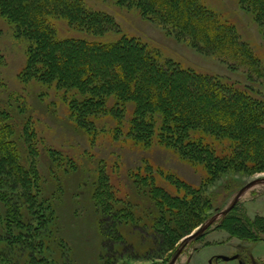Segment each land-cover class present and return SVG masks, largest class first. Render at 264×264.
<instances>
[{
  "label": "rangeland",
  "instance_id": "obj_1",
  "mask_svg": "<svg viewBox=\"0 0 264 264\" xmlns=\"http://www.w3.org/2000/svg\"><path fill=\"white\" fill-rule=\"evenodd\" d=\"M85 1L95 9L110 13L123 31L158 46L184 67L229 79L240 84L239 86L251 85L253 91L259 92L264 106L263 71L259 74L256 72L259 69H252L237 61L223 60L211 50L198 47L187 34H177L169 30L164 23L143 15L138 4L131 0ZM204 1L208 7L233 21L241 38L250 44L256 54L261 55V60H264V25L261 26L254 19L249 9H242L239 0ZM26 24L28 26L29 20ZM59 25L62 27L63 23ZM104 29L106 35L115 31L107 27ZM105 31H89L81 27L80 33L81 37L97 40ZM31 36L22 30L18 34L11 32L0 17V109L3 106L19 128L26 129L24 122L27 121L35 123L38 133L36 142H39L40 137L44 138L41 146L40 142L37 143L39 148L32 147L31 136L28 130L24 129L26 134L17 139V147L21 154L25 152L24 154L28 155L27 158L22 155L21 160L25 164L29 157L36 162L42 187L40 196L50 203L53 221L51 227L46 223V228L41 227L39 223H33V226L23 230L24 233L20 236L22 239L18 241L16 238L3 236L5 233L0 229V241H8L14 244L13 247L18 243L22 254L32 257L30 264H170L174 259L171 264H264V236H260L258 241H245L238 236L230 237L227 231L219 228L229 214L237 218L227 220V229L233 227L237 231L249 232L243 222L245 217L253 219L255 216H264V181L261 180L264 178V170L251 175H248L247 171L253 169L248 170L242 166L225 171V167L230 163L227 158L213 157L207 147L194 150L190 145L191 151L186 150L185 156L201 165L208 162L211 167V174L206 179V172L200 164H192L188 159L181 157L173 143L175 140L170 142L172 137L165 141L157 139L156 126L145 124L146 130L138 129L143 133L147 132V140L141 137L140 140L131 138V141H128L130 137L126 134L125 125L114 138L107 131V127L113 125V112L103 109L100 113L91 102L75 103L82 116L74 121L68 109L69 92L66 93L62 87L73 89L76 84L70 80L61 83V76L58 74H61L62 68L58 67L54 60H41L44 54L35 58L38 64L43 63L48 67L47 78L50 84L45 83L42 72L35 69L23 78L22 83L20 74L26 65V40ZM74 45V49L85 57L83 45L80 42ZM48 50L49 47L44 46V52L47 53ZM121 52L122 56L127 57V69L136 70L143 65L140 60L142 57H137L139 54L143 55V49L137 43L124 42ZM115 59L116 49H111L100 53L94 61L100 66L112 63ZM261 60L260 63H263ZM161 80L164 83L168 81L163 71ZM111 92H107L110 97ZM135 93L138 95L140 92ZM19 95L23 97L24 104H21ZM180 95L173 91L168 99L181 100L184 95ZM206 95L211 96L209 92H206ZM124 100L128 102L124 110L119 109V115H124L125 118L129 115L126 113L132 111L130 109L133 99L125 97ZM254 106L256 104L253 101H246L239 109L244 112L246 107L254 110ZM155 108L143 105L140 111L142 120L147 118L148 111ZM92 116L102 119L99 120L97 128L94 127L95 133L89 136L86 131L93 126L88 122V118ZM236 122L233 131H239L242 136L246 133L254 135V130L245 126L242 119ZM194 126L191 124V127ZM92 129L93 127L90 130ZM18 130L16 128L15 133ZM171 131L174 134V131ZM222 134L223 132L220 136ZM183 138L184 136H180V139ZM238 154L248 162L251 157L264 155V148L254 147L246 152L240 149ZM145 163H148L150 168L142 171L143 181L146 183L142 188L130 172L143 167ZM101 164L108 165L105 167L108 179L104 176L98 188V194L111 205L106 208L103 204L100 206L94 193L98 172L103 166ZM111 165L113 168L109 169ZM249 182H252L251 185L245 187ZM197 193L205 195L207 202L205 209L199 210L196 207L199 210V216L197 214L196 217L187 209L194 208L196 202H202L199 197H195ZM172 195H176V198ZM155 196L160 200H155ZM167 205L170 206L168 209ZM9 206L0 201V210L3 213L7 212ZM226 210L228 211L225 212ZM36 212H44V207L37 206ZM202 213L206 218L198 224ZM161 215L163 217L160 218ZM171 216L174 218L171 219ZM145 220L151 225L157 221V226L163 229L168 239L160 240L157 231L151 230ZM36 225L38 230L35 229ZM0 226L2 227L1 224ZM47 230L52 236L50 244H47L50 246L48 251L44 248L48 239L43 235ZM197 231L199 232L193 237H187ZM36 233L40 235V243L36 241ZM199 246L200 251L195 260L193 250ZM177 250H180L178 255ZM236 254L239 257L235 259L225 261L221 258ZM0 259V264H7L2 256Z\"/></svg>",
  "mask_w": 264,
  "mask_h": 264
},
{
  "label": "trees",
  "instance_id": "obj_2",
  "mask_svg": "<svg viewBox=\"0 0 264 264\" xmlns=\"http://www.w3.org/2000/svg\"><path fill=\"white\" fill-rule=\"evenodd\" d=\"M131 2L138 4L143 15L164 23L169 30L175 31L177 34H187L189 39L198 47L211 50L213 54L223 60L237 61L252 69H259L256 70L259 74L261 71L264 73V60H261V55L256 54L250 44L241 38L235 23L208 7L204 0H131ZM239 3L242 9L251 11L252 16L261 26L264 25V0H239ZM0 17L11 32L18 34L22 30L23 33L32 35L26 40V65L20 74L22 83H24V77L35 69L41 71L45 83L50 84V80L47 78L48 67L44 66L43 63L38 64L35 59L37 55L44 54L41 60H49V62L54 60L56 65L62 68L61 74H58L61 76V83H67V80H70L76 84V88L73 89L62 87L65 88L66 93L69 92L67 102L70 107L68 109L74 121L79 120L82 116L75 103L91 102L100 113L103 109L107 112H113V125L108 126L107 131L114 138L123 130V125H125L126 134L130 137L128 141H131V138L147 140L149 138L145 134L147 132L143 133L138 129L146 130L145 124L153 125V127H158L157 139L165 141L172 137L170 142L175 140L173 143L177 146L178 153L192 164L199 165L200 163L185 156L187 155L186 150L191 151L190 145L194 150L207 147L212 152L213 157L227 158L230 163L225 167V171L239 169V166H242L248 170L252 168L253 170L247 171L248 175H251L264 170V155L251 157L248 162L238 156L240 149L246 152L251 151L254 147L261 146L264 148L263 100L260 99L258 91L251 89V85L239 86L240 84L229 79L184 67L158 46L127 33L125 30L123 31L113 15L107 11L91 7L85 0H0ZM28 20L29 27L26 24ZM59 23H63L62 27ZM81 27L89 31H99V29L105 31V27L115 31L110 35L104 34L105 31L98 36L99 39L94 40L81 37ZM262 27L264 30V26ZM126 41L137 43L143 49V55L137 56L139 59L142 57L140 60L143 61V65L136 70L127 69V57L121 55L123 43ZM77 42L83 45L82 51L85 52V57L81 56L80 51L74 49V44ZM44 46L49 47L47 53L44 52ZM111 49H116V59L107 65H97L94 61L95 57H99L100 53H105ZM260 60L263 63H260ZM67 71H69L68 74ZM162 71L167 76V83L161 80ZM108 91H112L111 97L107 93ZM173 91L178 96L183 94V99L169 100L168 96ZM135 92L140 93L137 95ZM206 92H209L211 96H207ZM18 97L21 104H24L23 97L21 95ZM125 97L126 99H133V106L130 109L132 111L126 113L129 114V118L119 115V109L124 110L128 102L123 101ZM246 101H253L256 104L255 109L246 107L244 112L241 111L239 108ZM143 105L148 107L151 105L156 108L148 111L147 118L142 120L143 115H140V111L143 109ZM1 107L0 201L10 206L7 208V212L4 211L3 213L0 210V222H4L0 223L2 225L0 229L3 234L5 233L1 235L16 238L18 241V239H22L20 236L24 233L23 230L35 223H39L43 228H46V223L50 227L52 226L51 205L46 198L40 196L42 187L36 162L29 157L25 164L21 160L25 152L21 154L17 147V139L26 134V129L31 136L32 147L39 148L37 143L40 142L41 146L44 138L41 139L38 136L39 142H36L38 133L35 123L27 121L24 122L26 129L19 128L15 126V119L10 117L3 106ZM101 119L102 117L94 118V116L88 118V122L93 125L92 130H90L91 127L89 131H86L89 136L95 133L94 129L97 128ZM238 119H242L245 126L251 127L254 130V135L246 133L242 136L239 131H233ZM137 122L140 123V126ZM191 124L195 126L191 127ZM16 128L19 130L15 133ZM176 129L177 131H175ZM171 130L174 131V134L171 133ZM221 132L223 134L220 136ZM180 136H184V138L180 139ZM133 141L136 143L135 140ZM24 155L27 158V153ZM101 165L98 172V183L94 184V193H96L95 197L98 198L100 206L104 205L106 208L111 207V205L107 204L101 194H98V188L103 177L107 176L105 167L108 165ZM201 166L206 172L204 178L208 179L211 174L210 165L208 162H204ZM112 168V165L109 166V169ZM149 168V164L145 163L143 167H138V169H133L130 172L135 182L139 183L142 188L146 184L143 181L142 171ZM36 190L39 194L36 193ZM196 195L195 197L197 199L199 197V201L202 202H196L194 208L187 210L197 217L199 210L205 209L207 200L203 194L197 193ZM172 196L176 198V195ZM154 199L160 200L156 196ZM181 200L184 203L183 198ZM203 201L205 202L203 203ZM37 206H43L44 212L37 213ZM169 207L167 205L166 209ZM226 216V221L219 228L227 231L230 237L238 236L245 241H258L260 236H264V216H255L253 219L245 217L243 222L249 232L237 231L233 227L230 230L227 229V220L237 217L229 216V214ZM204 217L206 218V215L202 213L198 224L203 221ZM170 218L174 217L171 216ZM144 222L151 227V230L157 231L160 240L166 241L168 239L163 229L157 226V221L152 225L147 223V220ZM35 229L38 230L37 225ZM15 231L16 233H14ZM36 234L38 238L36 241L40 243V235ZM43 235L48 239V243L45 241V247L43 246L48 251L50 246L47 244H50L49 241L52 236L49 235L48 230ZM22 243L28 244L24 241ZM13 245L8 241H0V256H2L3 261H6L7 264H30L29 260L32 257L29 254L24 256L18 243L14 247Z\"/></svg>",
  "mask_w": 264,
  "mask_h": 264
},
{
  "label": "water",
  "instance_id": "obj_3",
  "mask_svg": "<svg viewBox=\"0 0 264 264\" xmlns=\"http://www.w3.org/2000/svg\"><path fill=\"white\" fill-rule=\"evenodd\" d=\"M261 180L264 181V178L261 179ZM253 182H254V181H253ZM251 183H252V182L247 183V184L245 185V187H248L249 185H251ZM227 211H228V210H226L225 212H227ZM225 212H223V213H225ZM198 232H199V231L195 232L193 235H187V237H188V238H191V237H193L195 234H197ZM179 252H180V250H177V254H176V255H178ZM174 258H175V257H174ZM221 258H222L223 260H231V259L235 258V256H233V257L221 256ZM174 260H175V259H174ZM174 260H172V262H173ZM172 262H170V264H171Z\"/></svg>",
  "mask_w": 264,
  "mask_h": 264
},
{
  "label": "crops",
  "instance_id": "obj_4",
  "mask_svg": "<svg viewBox=\"0 0 264 264\" xmlns=\"http://www.w3.org/2000/svg\"><path fill=\"white\" fill-rule=\"evenodd\" d=\"M229 235V234H228ZM195 250V251H194ZM193 250V252H194V257H195V260H196V258H197V254L199 253V251H200V246L199 247H197L196 249H194ZM190 263V262H189Z\"/></svg>",
  "mask_w": 264,
  "mask_h": 264
}]
</instances>
